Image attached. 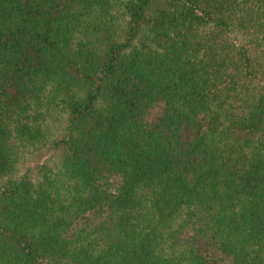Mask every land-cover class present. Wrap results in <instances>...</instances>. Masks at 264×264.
<instances>
[{
    "label": "trees",
    "instance_id": "16d2710c",
    "mask_svg": "<svg viewBox=\"0 0 264 264\" xmlns=\"http://www.w3.org/2000/svg\"><path fill=\"white\" fill-rule=\"evenodd\" d=\"M0 264H264V0H0Z\"/></svg>",
    "mask_w": 264,
    "mask_h": 264
}]
</instances>
